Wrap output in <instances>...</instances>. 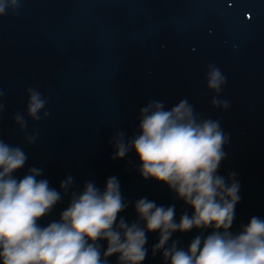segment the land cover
<instances>
[{
    "label": "water",
    "instance_id": "obj_1",
    "mask_svg": "<svg viewBox=\"0 0 264 264\" xmlns=\"http://www.w3.org/2000/svg\"><path fill=\"white\" fill-rule=\"evenodd\" d=\"M18 15H0V139L21 146L29 166L44 169L53 187L71 174L74 188L117 175L128 201L147 196L157 204L186 208L167 186L143 180L130 152L111 160V136L138 131L140 109L162 101L166 109L187 98L201 118L219 120L229 135L219 174L236 172L241 200L236 222L264 217V0H21ZM227 77L218 97L227 110L213 108L206 87L207 66ZM38 89L50 115L38 122L26 116L27 89ZM28 120L19 131L13 117ZM38 134L28 145L24 136ZM67 198L41 220L58 219ZM136 219L130 204L121 213ZM176 233L183 246L197 235ZM157 234H148V245ZM151 252L144 264H161ZM116 257L110 258L115 264Z\"/></svg>",
    "mask_w": 264,
    "mask_h": 264
},
{
    "label": "clouds",
    "instance_id": "obj_2",
    "mask_svg": "<svg viewBox=\"0 0 264 264\" xmlns=\"http://www.w3.org/2000/svg\"><path fill=\"white\" fill-rule=\"evenodd\" d=\"M21 0H0V15L7 9L18 13ZM206 87L215 93L213 108L227 110L229 102L218 97L227 77L214 64L207 66ZM26 116L33 122L47 118V100L36 88H28ZM0 89V113L4 110ZM13 121L21 133L28 127L22 113ZM138 131L130 137L124 130L109 139L114 152L111 160H123L134 152L137 171L143 180L167 186L186 208L179 220L176 205L157 204L147 196L128 201L117 175L105 178L103 188L85 181L74 188L67 174L53 187L44 169L29 166L22 177L28 155L19 145L0 139V264H144L151 252L161 264H264V217L253 215L233 231L236 205L240 202V181L232 171L219 174L226 159L229 135L219 120L201 118L187 98L170 109L162 101H150L140 109ZM38 134L24 136L28 145ZM67 198L59 218L46 225L56 205ZM132 205L136 219L120 215ZM197 230L188 245L174 234ZM157 234L151 248L148 234Z\"/></svg>",
    "mask_w": 264,
    "mask_h": 264
}]
</instances>
